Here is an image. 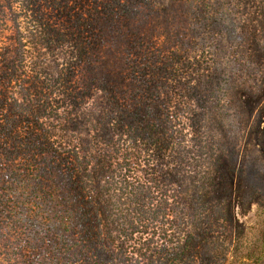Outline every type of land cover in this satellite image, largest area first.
<instances>
[{"label":"trees","instance_id":"16d2710c","mask_svg":"<svg viewBox=\"0 0 264 264\" xmlns=\"http://www.w3.org/2000/svg\"><path fill=\"white\" fill-rule=\"evenodd\" d=\"M182 4L0 0V264L264 263V230L257 252L218 232L229 103L184 93ZM145 17L163 34L127 25ZM110 23L123 77L100 87L84 73Z\"/></svg>","mask_w":264,"mask_h":264},{"label":"rangeland","instance_id":"374dc122","mask_svg":"<svg viewBox=\"0 0 264 264\" xmlns=\"http://www.w3.org/2000/svg\"><path fill=\"white\" fill-rule=\"evenodd\" d=\"M179 14L184 93L191 100L206 99L207 88H214L219 99L229 103L221 114L229 116L225 123L232 124L231 132L217 129L231 153L227 163L220 162L230 216L218 232L221 240L242 252L263 251L264 157L259 131L264 127V0H183ZM145 19L127 25L142 36L155 28L152 33L163 34L168 25ZM109 27L93 49L90 71L84 73L100 87L119 84L123 77L119 75L125 60L120 54L122 39L113 33L115 25ZM219 75L217 82L213 78ZM189 84L196 87V95L190 93ZM249 171L256 175L252 178Z\"/></svg>","mask_w":264,"mask_h":264}]
</instances>
